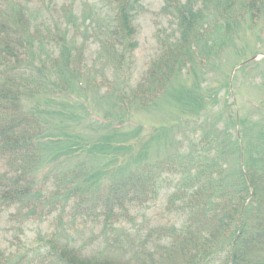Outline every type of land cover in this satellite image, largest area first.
I'll return each mask as SVG.
<instances>
[{"label": "trees", "instance_id": "obj_1", "mask_svg": "<svg viewBox=\"0 0 264 264\" xmlns=\"http://www.w3.org/2000/svg\"><path fill=\"white\" fill-rule=\"evenodd\" d=\"M30 2L0 0V215L7 212L19 246L29 220L58 213L35 244L0 251V264H264V99L248 116L217 113L196 144L200 152L175 149L149 160L151 140L167 128L140 136L142 126L125 129L192 74L191 87L180 85L179 115H198L208 98L217 103L208 87L205 97L198 92L197 79L225 40L217 23H253L264 0H162L175 30L135 82L133 18L142 0H105L91 65L86 43L77 45L66 28L33 25ZM97 86L114 110L112 123L87 110V91ZM89 121L104 132L80 131ZM95 153L105 157L97 167ZM165 185V208L179 215L178 225L140 213Z\"/></svg>", "mask_w": 264, "mask_h": 264}, {"label": "rangeland", "instance_id": "obj_2", "mask_svg": "<svg viewBox=\"0 0 264 264\" xmlns=\"http://www.w3.org/2000/svg\"><path fill=\"white\" fill-rule=\"evenodd\" d=\"M161 5L162 0H142L141 10L134 15V40L137 45L132 54L133 82L142 76L149 62L157 55L161 40L173 36L175 23L170 16L160 12ZM29 7L33 25L38 26L41 32H45L46 28L55 30L54 26L59 25L61 29L68 30L69 39L77 41V45L85 42V60L87 64H93L96 50V44L93 41H96L97 31L102 25L105 0H31ZM212 23H214L213 17ZM217 24L220 30L217 28L216 31L220 33L215 32V34L221 37V32H224L222 38L225 40L220 52L210 59L205 72H200L197 79L203 87L202 91L198 92L205 97L207 95L205 87H208L209 91L217 96L218 102L214 103L211 98H208L205 99V109L198 115L186 114V112L179 115L186 97V91L180 85L185 88L191 87L195 81L192 74L185 77V81L174 82L171 92L164 95L154 108L137 111L131 121L126 124L125 129L128 131L138 125L142 126L139 136L154 127L167 128L155 136L156 139L151 140L147 155L149 160L168 156L175 149L185 152L194 150L196 146L199 148L198 152L202 151L201 146L196 144L204 131L212 130L217 113L236 109L243 116H248L256 101L264 99V82L260 85L264 79V9L258 17H255L253 23L247 20L237 26L232 24L228 28L226 22L220 19ZM253 56L256 58L252 59ZM242 62L244 63L240 65L239 63ZM89 65L87 68L93 72ZM241 66L244 68L241 69ZM103 91L104 87L101 86L87 91L86 107L92 118L100 120V117L106 116L112 123L114 110L109 106V100L103 98ZM80 96L84 99L83 94ZM75 110L81 113L79 108ZM59 119L56 116L52 120L55 122ZM196 119L197 122H195ZM87 123L89 126L80 127L79 130L85 131L88 136L93 137L104 132L96 123L90 121ZM137 146L136 148L139 149V145ZM95 155L99 156L93 159L95 161L92 162L93 167H97L105 160L100 153ZM48 166L41 169L40 176L49 170ZM62 166H64L63 163L55 164L57 169ZM108 168L112 169V167ZM113 168H116V173L117 166L114 165ZM52 182L53 177H50L47 181L48 187H53ZM170 190V186L165 185L158 198L148 207L142 208L140 213L155 224L178 225L179 215L168 212L165 208L166 197ZM57 213L55 211L46 217L29 220L24 225V233L19 235L21 243L17 246L7 221L8 214L4 211L0 215V251L8 252L23 244L27 246L35 244L39 233L49 232L51 226L56 223ZM84 232L89 234V228H84Z\"/></svg>", "mask_w": 264, "mask_h": 264}, {"label": "water", "instance_id": "obj_3", "mask_svg": "<svg viewBox=\"0 0 264 264\" xmlns=\"http://www.w3.org/2000/svg\"><path fill=\"white\" fill-rule=\"evenodd\" d=\"M255 58H256V56H253V57H252V59H255Z\"/></svg>", "mask_w": 264, "mask_h": 264}]
</instances>
